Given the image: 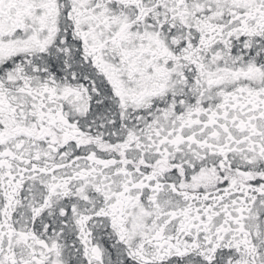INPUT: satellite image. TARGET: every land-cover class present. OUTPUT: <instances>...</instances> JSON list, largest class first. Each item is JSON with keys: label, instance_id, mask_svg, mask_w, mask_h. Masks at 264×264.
I'll return each instance as SVG.
<instances>
[{"label": "snow or ice", "instance_id": "obj_1", "mask_svg": "<svg viewBox=\"0 0 264 264\" xmlns=\"http://www.w3.org/2000/svg\"><path fill=\"white\" fill-rule=\"evenodd\" d=\"M0 264H264V0H0Z\"/></svg>", "mask_w": 264, "mask_h": 264}]
</instances>
